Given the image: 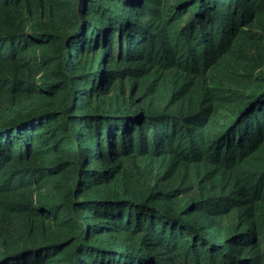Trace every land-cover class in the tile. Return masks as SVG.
Here are the masks:
<instances>
[{
	"label": "trees",
	"instance_id": "1",
	"mask_svg": "<svg viewBox=\"0 0 264 264\" xmlns=\"http://www.w3.org/2000/svg\"><path fill=\"white\" fill-rule=\"evenodd\" d=\"M0 264H264V0H0Z\"/></svg>",
	"mask_w": 264,
	"mask_h": 264
},
{
	"label": "rangeland",
	"instance_id": "2",
	"mask_svg": "<svg viewBox=\"0 0 264 264\" xmlns=\"http://www.w3.org/2000/svg\"><path fill=\"white\" fill-rule=\"evenodd\" d=\"M191 13L192 12L188 13V15H186L183 20H185L187 17H189V15H191Z\"/></svg>",
	"mask_w": 264,
	"mask_h": 264
}]
</instances>
